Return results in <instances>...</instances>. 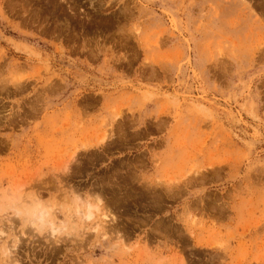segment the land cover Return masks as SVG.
I'll return each mask as SVG.
<instances>
[{"label":"rangeland","instance_id":"rangeland-1","mask_svg":"<svg viewBox=\"0 0 264 264\" xmlns=\"http://www.w3.org/2000/svg\"><path fill=\"white\" fill-rule=\"evenodd\" d=\"M0 230V264H264V0H0Z\"/></svg>","mask_w":264,"mask_h":264},{"label":"bare ground","instance_id":"bare-ground-1","mask_svg":"<svg viewBox=\"0 0 264 264\" xmlns=\"http://www.w3.org/2000/svg\"><path fill=\"white\" fill-rule=\"evenodd\" d=\"M74 157V156H73ZM75 158V157H74ZM68 167V166H67ZM98 197V196H97ZM94 204V203H93ZM91 204L90 202H88V204L85 206V208H81L79 206V208L76 210L78 212V214L81 215V219H83L84 221H88V220H93L96 218V213L94 212L95 209H99L100 207H98L97 204ZM29 210V209H28ZM101 216L102 218L99 221H95L93 224L94 226H92V230H94L97 234L99 238H105L107 237V232L109 231L110 228H106L105 227V223L106 220L109 219V221L114 222V215L111 214L110 211L107 210L101 212ZM50 214L46 209L40 208V206L36 207L34 209V211L32 212V217H31V221L33 226H35L34 228L36 229H41L42 227H44L46 224L50 223L51 227L50 228V233L52 236H57V234L62 230V227H57L55 226V223L52 222V220H49ZM108 221V222H109ZM48 230V229H47ZM4 235V231L0 230V237L2 238ZM57 238V237H56ZM59 241V240H58ZM18 244V243H17ZM8 247V246H7ZM9 248V247H8ZM11 249V247H10ZM9 249L8 251L5 249L3 250V254L4 255H8ZM12 252V251H11ZM16 258V257H15ZM18 260V259H17ZM17 260H13L12 264H19L17 262ZM160 263V262H159ZM182 264H184V261L182 260Z\"/></svg>","mask_w":264,"mask_h":264}]
</instances>
